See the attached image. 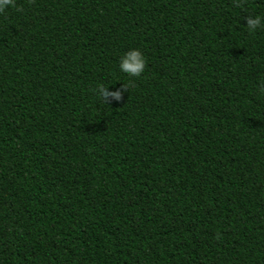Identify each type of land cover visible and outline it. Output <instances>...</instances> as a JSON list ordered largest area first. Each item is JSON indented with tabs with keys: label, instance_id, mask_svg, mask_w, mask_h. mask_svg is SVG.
I'll use <instances>...</instances> for the list:
<instances>
[{
	"label": "trees",
	"instance_id": "16d2710c",
	"mask_svg": "<svg viewBox=\"0 0 264 264\" xmlns=\"http://www.w3.org/2000/svg\"><path fill=\"white\" fill-rule=\"evenodd\" d=\"M15 5L0 14V264H264V29L244 28L264 0ZM129 48L144 73L99 100L97 84H128Z\"/></svg>",
	"mask_w": 264,
	"mask_h": 264
},
{
	"label": "clouds",
	"instance_id": "9594fccd",
	"mask_svg": "<svg viewBox=\"0 0 264 264\" xmlns=\"http://www.w3.org/2000/svg\"><path fill=\"white\" fill-rule=\"evenodd\" d=\"M15 6V0H0V14ZM19 10L20 9L17 8V11ZM244 28L249 33L264 29V17H261L260 15L247 16L246 27ZM117 66L119 72L124 74L127 78L128 84L122 85L121 88L114 91H109V87H106L103 84H97L95 93L97 98L101 101L108 102L110 99L119 102L123 93L127 91V86L130 85L135 78H139L144 73L146 68V58L140 49L129 48L120 56ZM256 91L258 94L264 95V83H259L256 86Z\"/></svg>",
	"mask_w": 264,
	"mask_h": 264
}]
</instances>
